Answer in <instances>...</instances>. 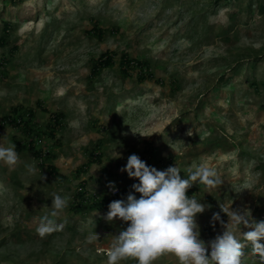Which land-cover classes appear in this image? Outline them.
<instances>
[{"label":"rangeland","instance_id":"rangeland-1","mask_svg":"<svg viewBox=\"0 0 264 264\" xmlns=\"http://www.w3.org/2000/svg\"><path fill=\"white\" fill-rule=\"evenodd\" d=\"M6 24L0 144L14 142L20 161L0 163V264H107L127 222L106 221L108 205L94 203L133 191L121 171L132 153L157 169L176 166L182 177L215 169L219 184L193 183L192 196L210 205L196 217L206 243L228 219L231 227L230 210L264 220V0H0V36ZM106 50L117 51L115 64L92 76ZM122 52L149 61L154 78L139 80L136 67L124 74ZM14 107L25 119L34 111L33 149L21 126L3 123ZM60 112L50 136L47 123ZM36 149L49 155L40 159ZM54 193L70 198L57 217L64 227L41 237L36 227ZM244 253L242 264H264L250 244ZM154 264L179 262L164 254Z\"/></svg>","mask_w":264,"mask_h":264},{"label":"clouds","instance_id":"clouds-1","mask_svg":"<svg viewBox=\"0 0 264 264\" xmlns=\"http://www.w3.org/2000/svg\"><path fill=\"white\" fill-rule=\"evenodd\" d=\"M19 161L14 142L7 146L0 144V163L14 168ZM26 168L29 175L36 174V166L27 164ZM121 171L134 180L133 191L125 199L108 204L104 219L110 223L119 219L127 222V226L114 234L107 264H120L128 258L135 259L136 264H154L164 254L174 255L179 264H242L246 244L264 260V220H252L247 210H230L227 215L231 227H228L229 219L224 224L220 214L213 212L212 221H220L224 229L207 243L200 238L196 217L210 205L188 195L187 190L194 182L206 186L219 184L214 168L202 165L182 177L176 166L157 169L132 153ZM38 179H44L42 172ZM108 186L112 191L117 190L114 182ZM69 199L59 193L51 196V211L40 217L36 227L39 236L63 229L64 224L57 222V217L67 208ZM242 225L249 230L242 233ZM237 229L242 240L236 235ZM89 238H98L96 231Z\"/></svg>","mask_w":264,"mask_h":264},{"label":"trees","instance_id":"trees-1","mask_svg":"<svg viewBox=\"0 0 264 264\" xmlns=\"http://www.w3.org/2000/svg\"><path fill=\"white\" fill-rule=\"evenodd\" d=\"M105 29L101 27H93L92 31L95 33L98 37H102L105 34ZM8 32H9V25L4 26V35L0 36V47H4L8 44ZM18 46L14 45L11 48V51L17 50ZM116 56H117V51L114 50H106L101 53V55L96 59L94 62V65L91 70L92 76H95L99 73V71L109 68L113 66L116 62ZM120 66L121 70L124 74L128 75L131 68L136 67L137 69L140 70V75H139V80L144 81L148 79H153L155 74L153 70L150 67V63L147 60H140L136 58H132L127 52H122L120 55ZM64 114L62 112L60 113H54L52 115V120L47 123L48 126V134L50 136H54L55 134V128L60 124V120L63 119ZM34 118V111L29 109L27 112V118L25 119L23 116V113L20 112L18 107H14L11 110V113L6 114L3 119V123H9L11 125H16V126H21L23 134H25L28 138V147H31L32 149L34 148V139L32 137L39 135V127H35V123H33ZM17 150H19V147H16ZM34 155L39 157L40 159H43L49 155V153H45L41 149H36L34 150ZM95 157L97 158L96 154H94ZM147 164H149V161H146ZM88 163L84 164V167L86 168ZM46 169L50 174L56 173V167L51 164L47 163L46 164ZM198 190V187L196 185H192L188 190L187 194L192 196L196 191ZM119 192L114 193L112 198L104 197L96 203H94L96 206H102V205H108L111 201H113L115 198L119 196ZM84 191L82 188H79V191L76 192V197L82 196ZM114 198V199H113Z\"/></svg>","mask_w":264,"mask_h":264}]
</instances>
